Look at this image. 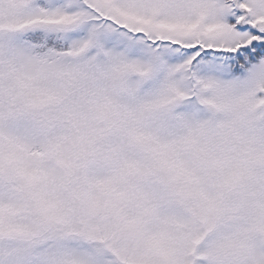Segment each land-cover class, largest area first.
Masks as SVG:
<instances>
[{
	"label": "snow or ice",
	"instance_id": "1",
	"mask_svg": "<svg viewBox=\"0 0 264 264\" xmlns=\"http://www.w3.org/2000/svg\"><path fill=\"white\" fill-rule=\"evenodd\" d=\"M0 264H264V0H0Z\"/></svg>",
	"mask_w": 264,
	"mask_h": 264
}]
</instances>
